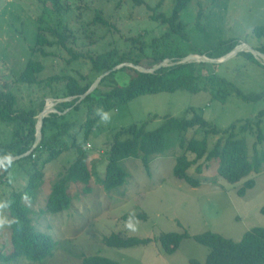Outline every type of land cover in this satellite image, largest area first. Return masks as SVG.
<instances>
[{
  "label": "rangeland",
  "instance_id": "rangeland-1",
  "mask_svg": "<svg viewBox=\"0 0 264 264\" xmlns=\"http://www.w3.org/2000/svg\"><path fill=\"white\" fill-rule=\"evenodd\" d=\"M144 1L145 5L137 6L132 0H64L69 10L59 15L50 5L44 6L38 0H0V91L13 93L16 108L21 111L38 106L43 99L47 104H55L49 95L62 88L67 77H76L79 73L89 76L90 58L111 51L133 61L139 60L144 64L141 67L152 70L158 66L155 56L176 53L184 54L186 58L207 57L206 54L220 43L234 41L239 46H247L242 54L251 53L264 66V58L257 59L250 51L264 47V34L259 36L255 31L256 28H264V0H195L181 15L188 40L173 35L167 25L152 19L153 15L161 13L170 17L175 0ZM199 13L202 14L200 20ZM40 26L50 41H58L55 29L66 34L67 47L82 57L72 61L67 50L61 46L46 48L48 56L34 54L32 49L36 47ZM30 61L43 67L34 85L20 80ZM170 63L166 60V65ZM210 72L208 70L204 76L210 75ZM216 73V85L221 83V79L231 84L228 98L219 99L222 102L213 101V92L224 87L217 85L216 90L211 89L213 92L193 94L180 90L140 96L108 112L109 121L103 116L84 147L92 173V191L86 194L83 184H71L68 193L72 203L64 213L51 215L44 211L54 185L77 160V148L50 162H47L49 155L45 154L40 160L33 158L14 164L0 186V217L11 222L6 199L12 193L27 188L35 171L33 163H36L43 174L42 186L36 201L30 203L26 200L25 203L33 213L31 217L35 230L51 235L58 244L54 256L43 264H81L82 255H100L121 264H190L191 260L205 264L209 250L193 239L185 240L173 255L165 254L159 242L118 250L106 247L103 241L115 233L154 240L163 233L187 230L191 236L213 232L240 242L247 232L263 228L264 171L252 176L256 186L243 198L237 193L244 182L228 184L219 176L217 164L204 171L202 186L193 189L175 179L176 159L183 153L177 148L156 157L150 173L140 160H125L122 166L129 178L122 188L108 191L102 184L108 152L120 130L146 123L147 129L154 131L166 117H191L192 109L218 129L224 130L264 110V98L246 104L236 95V90L243 94L264 93V67L240 54L220 64ZM115 80L108 78L96 90L102 95L110 93L116 87ZM118 81L121 84L127 82L123 73H120ZM187 112L190 113L187 115ZM86 119L85 115L81 117L82 126ZM15 130V126L0 121V145L9 143ZM79 131L80 134L78 130L71 134L81 145L84 129ZM193 137L200 138L201 132L190 131L187 134L188 140ZM218 138L210 137V145ZM67 141L72 146V139ZM255 141V137H248L250 148ZM189 158L193 160L195 156ZM190 173L196 175L194 169ZM142 214L146 215L147 221H131L136 231L125 227L124 216ZM10 229L11 224L0 228V256H8L13 251ZM10 264L32 263L20 261Z\"/></svg>",
  "mask_w": 264,
  "mask_h": 264
},
{
  "label": "trees",
  "instance_id": "trees-1",
  "mask_svg": "<svg viewBox=\"0 0 264 264\" xmlns=\"http://www.w3.org/2000/svg\"><path fill=\"white\" fill-rule=\"evenodd\" d=\"M38 1L44 6L50 5L53 11L59 15L67 13L69 10V6L64 3V0ZM132 1L137 6L145 5L144 0ZM194 1L175 0L170 17L161 13L153 15L152 19L167 25L173 35L188 40L185 27L181 22V15ZM201 15L199 13V20ZM98 20L106 24L102 19L98 18ZM39 23H42V19ZM42 28L40 26L36 47L32 49L34 54L48 56L46 48L61 46L67 50L72 61H77L82 57L67 47L68 36L66 34L59 33L55 29L54 34L58 37V41L54 42L46 37ZM255 31L258 32L259 36L264 34V28H256ZM238 46L239 44L234 41L220 43L206 55L210 59H221ZM256 51L264 54V47ZM240 54L245 55L249 61L259 67H264L251 53L242 54L241 52L238 55ZM186 57L184 54L176 53L155 56L158 66L166 60L171 63L153 73L140 72L131 67L113 71L101 82H105L108 78L117 79L115 81L118 83L116 82V87L110 93L102 95L95 90L82 99L97 79L114 68L128 63L144 67L141 61H133L125 55L119 56L116 51L90 58L91 74L89 76L79 73L76 77H67L64 86L49 95L55 102L66 99L68 101L58 103L55 107L56 112L44 119L40 142L26 157L25 155L35 145L38 116L43 112L46 101L43 99L38 106L21 111L16 108V98L13 93L0 91V121L16 128L10 142L0 145V162L7 158H18L14 162L3 165L0 171V186L9 176L14 164H20L33 158L40 160L45 154L49 155L47 162H50L64 152L77 148V160L68 168L66 175L54 185L44 213L57 215L68 211L72 203L68 193L71 184H83L86 194H90L92 191L90 187L92 173L88 168V154L84 147L95 132L94 130L97 129L105 112L116 110L144 95L175 93L180 90L197 94L201 91L216 90L217 85L224 87H220L216 93L212 91L213 101L228 98L231 84L223 79H221L220 84L216 85L215 83L218 80L216 71H218L220 64L184 62ZM72 61H68V63ZM42 70L41 64L30 61L21 75V82L28 85L37 84L36 76ZM208 70L211 71V74L204 76ZM120 73L125 75L126 83L121 84L118 81ZM78 76L79 78H77ZM58 79L56 78V80ZM236 95L246 104L256 103L264 98V93L243 94L240 90H236ZM98 110L102 111L97 113ZM189 113L187 112V115ZM191 113V117H166L163 124L154 131H149L146 123L135 124L120 130L115 135L114 142L108 152L105 174L102 179L105 189L108 191L119 189L127 183L129 175L122 166L125 160L130 158L140 160L145 170L150 173L152 161L156 157L164 156L171 150L179 148L183 153L177 157L174 167V176L177 182L193 189L200 188L203 182L201 176L204 171L208 170L212 164H217L219 176L228 184L236 185L244 182L243 187L237 193L239 197L243 198L249 191L253 190L256 186V180L252 176L259 175L264 171V110L244 121L232 124L224 130L218 129L212 122L206 120L193 109ZM83 115L87 118L84 126L80 124ZM78 124L80 125L78 126ZM80 128L84 129V140L81 145H78L77 137L71 133L78 130V134H80ZM190 131L201 132V137H193L188 140L187 134ZM210 137H219L212 146L209 143ZM248 137H255L256 139L253 148H250ZM66 138L72 139V146L69 145ZM191 155L195 156L193 160L189 158ZM33 167L35 171L31 174L27 188L22 192L12 193L6 199L11 217L10 230L13 251L8 256H0V264L18 263L20 261L43 264L54 256L57 249L58 244L51 235L35 230L31 217L33 213L25 203L26 200L34 203L38 190L42 186L43 174L37 168L36 163H33ZM192 169L195 170L196 175L190 173ZM25 196L26 198H24ZM123 220L147 221V217L143 214L126 215ZM188 239H193L198 245L209 250L205 264H264V227L254 228L247 232L240 242L227 239L213 232L191 236L187 230H184L181 233H163L154 240L115 233L106 237L103 243L111 249L125 250L159 242L165 254L173 255L179 250L181 244ZM81 260V264H121L100 255L90 257L82 255ZM190 264L201 263L197 260H191Z\"/></svg>",
  "mask_w": 264,
  "mask_h": 264
},
{
  "label": "water",
  "instance_id": "water-1",
  "mask_svg": "<svg viewBox=\"0 0 264 264\" xmlns=\"http://www.w3.org/2000/svg\"><path fill=\"white\" fill-rule=\"evenodd\" d=\"M244 47H247L246 45L244 46H238L234 51H232L230 54H228L227 56L221 58V59H209L207 57H199V56H191V57H188L186 59H184V62H197V63H202V62H205V63H210V64H222V63H225L227 62L228 60L232 59L233 57L237 56L239 53L243 52L244 50ZM250 51L256 56V58H264V54L259 52V51H256V50H253V49H250ZM168 65H166V61L163 62L161 65H159L157 68L155 69H152V70H147L141 66H135L134 64H123V65H120L116 68H114L112 71H109L107 73H105L104 75H102L99 79H97V81L93 84V86L89 89V91L82 97V99H84L86 96L90 95L91 93H93L97 87L101 84L102 80L108 76L109 74H111L113 71H118L122 68H125V67H131V68H134L140 72H144V73H153L155 72L156 70L162 68V67H166ZM68 101V99L66 100H58L57 102H55V104L53 103H46V106L43 110V112L40 114L39 118H38V123H37V132H36V141H35V145L33 146L32 150L30 152H28L26 156L30 155L31 152L37 147L38 143L40 142V139H41V136H42V128H43V122H44V119L49 117L50 114L56 112V105L58 103H62V102H66ZM51 108V111H47L48 108ZM18 160V158H7L3 161L0 162V171L1 169L3 168V165L5 163H10V162H14Z\"/></svg>",
  "mask_w": 264,
  "mask_h": 264
},
{
  "label": "clouds",
  "instance_id": "clouds-1",
  "mask_svg": "<svg viewBox=\"0 0 264 264\" xmlns=\"http://www.w3.org/2000/svg\"><path fill=\"white\" fill-rule=\"evenodd\" d=\"M100 111H102V110H98L97 113H99ZM104 119L106 121H109L110 120V114L107 113V112H105L104 113ZM24 198H26V196ZM10 224H11V222L7 221L3 217H0V228H3L5 225L10 226ZM125 227L127 229H129L130 231H136L135 225L130 220H128V221L125 222Z\"/></svg>",
  "mask_w": 264,
  "mask_h": 264
},
{
  "label": "bare ground",
  "instance_id": "bare-ground-1",
  "mask_svg": "<svg viewBox=\"0 0 264 264\" xmlns=\"http://www.w3.org/2000/svg\"><path fill=\"white\" fill-rule=\"evenodd\" d=\"M47 111H51V108L49 107Z\"/></svg>",
  "mask_w": 264,
  "mask_h": 264
}]
</instances>
